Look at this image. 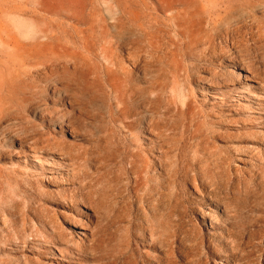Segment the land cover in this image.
I'll return each mask as SVG.
<instances>
[{
  "label": "rangeland",
  "instance_id": "374dc122",
  "mask_svg": "<svg viewBox=\"0 0 264 264\" xmlns=\"http://www.w3.org/2000/svg\"><path fill=\"white\" fill-rule=\"evenodd\" d=\"M0 264H264V0H0Z\"/></svg>",
  "mask_w": 264,
  "mask_h": 264
},
{
  "label": "bare ground",
  "instance_id": "6f19581e",
  "mask_svg": "<svg viewBox=\"0 0 264 264\" xmlns=\"http://www.w3.org/2000/svg\"><path fill=\"white\" fill-rule=\"evenodd\" d=\"M244 75V74H243Z\"/></svg>",
  "mask_w": 264,
  "mask_h": 264
}]
</instances>
